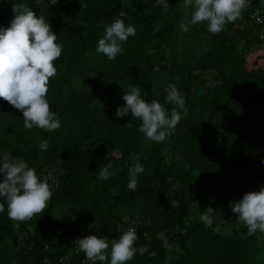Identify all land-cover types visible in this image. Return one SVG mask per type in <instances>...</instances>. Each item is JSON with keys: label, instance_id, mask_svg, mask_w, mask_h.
Here are the masks:
<instances>
[{"label": "trees", "instance_id": "16d2710c", "mask_svg": "<svg viewBox=\"0 0 264 264\" xmlns=\"http://www.w3.org/2000/svg\"><path fill=\"white\" fill-rule=\"evenodd\" d=\"M14 3L43 15L63 46L46 97L61 127L25 129L23 113L0 99V160L23 159L42 181L49 172L56 177L48 207L30 221L10 220L0 198V264H101L75 241L94 234L110 245L129 228L134 247L155 256L137 251L127 264H264V233L247 235L237 217L236 227L226 228V213L215 208L206 228L194 210L215 198L230 205L264 187V53L247 61L264 50V0H249L219 33L203 26L190 38L179 34L185 0H168L166 10L156 0H0V27L10 26ZM121 11L136 35L109 61L96 48ZM169 84L184 96L187 115L181 112L162 143L145 139L131 113L116 116L133 86L170 115ZM134 156L144 172L132 191ZM109 165L119 171L99 179Z\"/></svg>", "mask_w": 264, "mask_h": 264}, {"label": "clouds", "instance_id": "9594fccd", "mask_svg": "<svg viewBox=\"0 0 264 264\" xmlns=\"http://www.w3.org/2000/svg\"><path fill=\"white\" fill-rule=\"evenodd\" d=\"M162 9L168 7V0H156ZM249 0H185V5L191 6L190 24L197 25L206 22L207 31L217 34L224 27L239 18L248 6ZM56 5L58 0H50ZM14 18L7 28L0 27V99H3L15 109L23 113L25 129L33 127L53 132L61 127L57 113L51 111L47 100L50 78L57 74L54 66L62 54V44L57 43V34L46 22L43 15L37 17L35 12L25 3L12 5ZM121 11L119 16L105 26L104 35L98 40L96 51L107 57L109 61L116 59L122 53V45L130 36L136 35L132 24L125 25ZM184 32L188 25L182 23ZM166 101L174 105L171 114L157 100L147 102L141 98V89L133 86L131 91L123 95V106L118 107L117 117L131 113L141 124L138 131L145 139L160 143L174 134L176 126L181 121V112L187 115L185 98L175 84H169L166 89ZM49 141L42 140L40 148L46 151ZM111 166L99 169V179L107 180L116 175L119 169L110 171ZM144 172V166L139 157H133L128 168L129 182L127 188L135 191L137 175ZM0 198L7 204L8 218L15 222H27L47 207L52 192L49 185L40 180L35 169L23 160H0ZM231 210L239 222L247 228V235L252 236L259 231L264 233V187L259 191L245 193L236 202H230ZM5 211V204L0 203V213ZM212 208H206L199 217L206 228L213 227ZM219 233V227L213 228ZM137 240L136 230L127 229L119 239H111L110 245L106 238L88 235L78 238L75 242L77 250L85 254L89 261H99L101 264H127L137 251L140 255L147 253L155 256L148 247H134ZM110 258V261H109Z\"/></svg>", "mask_w": 264, "mask_h": 264}, {"label": "rangeland", "instance_id": "374dc122", "mask_svg": "<svg viewBox=\"0 0 264 264\" xmlns=\"http://www.w3.org/2000/svg\"><path fill=\"white\" fill-rule=\"evenodd\" d=\"M184 10L186 12V19L184 20V24L188 25L189 30L187 32H184L180 28L179 34L181 35V37H184L186 35L189 36L188 38L194 37L193 34L196 33L197 30H199V28H203V26H206V22L201 23V24H197V25L190 24V17L191 16H190V13H188L187 6L184 7ZM263 53H264V50H262V49L261 50H255L247 56V61L251 64L257 55H261ZM160 143H162V142H160ZM165 152L168 153L167 151H165ZM114 154H115V156H119V152H115ZM2 158H3V156L0 155V159H2ZM43 181L49 185L50 190H51L52 187L55 186L56 177L54 176V174L52 172H49L46 176H44ZM208 206H210V208H215L216 211H224L226 213V216L228 218L227 219L228 221L225 224L226 228L232 230L236 227V224H234V219L236 217V214H234L232 212L230 205H226L223 200L216 199V198L212 199L207 204L204 202L202 205H198L197 207L194 208V210L196 211L197 215L200 216L201 212H203L206 208H208ZM222 217H223V220L225 221L226 220L225 216L222 215Z\"/></svg>", "mask_w": 264, "mask_h": 264}]
</instances>
